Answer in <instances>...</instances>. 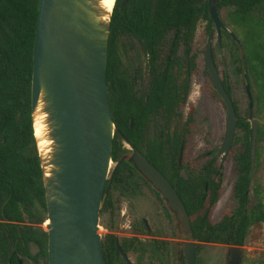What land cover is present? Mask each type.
<instances>
[{"label": "trees", "instance_id": "obj_1", "mask_svg": "<svg viewBox=\"0 0 264 264\" xmlns=\"http://www.w3.org/2000/svg\"><path fill=\"white\" fill-rule=\"evenodd\" d=\"M122 2L116 0L112 13L107 64L115 168L106 182L100 215L113 209L108 193L115 179L132 168L125 145L131 144L175 188L190 217V239L197 250L200 244L243 247L249 229L264 225V191L257 186L256 202L250 198L253 144L264 139L263 129L254 133L239 117L241 135L235 138L239 146L233 154L238 173L233 189L236 207L217 223L211 216L221 196L222 167L212 158L182 177L177 165L181 147L186 149L195 131L194 113L183 114L197 68L194 35L201 21L209 34L214 33L208 0H129L125 6ZM38 4L39 0H0V257L4 264L11 256L12 263L17 255L29 257V243L41 249L39 258L45 264L48 258V234L42 228L47 219L45 190L31 114ZM217 9L220 19L241 37L247 77L258 88V104L264 107V0H220ZM223 36L230 42L234 75L240 78L238 46L227 34ZM122 41L137 44L147 59L145 92L137 91L142 76L123 68ZM223 84L231 94L225 80ZM151 126L156 130L153 138L147 137ZM116 241L113 235L102 240L105 264L112 262ZM133 246V240L121 243L125 252Z\"/></svg>", "mask_w": 264, "mask_h": 264}, {"label": "water", "instance_id": "obj_2", "mask_svg": "<svg viewBox=\"0 0 264 264\" xmlns=\"http://www.w3.org/2000/svg\"><path fill=\"white\" fill-rule=\"evenodd\" d=\"M104 0H39L33 45L31 114L45 190L48 264H105L100 212L112 164L115 124L107 84L108 45L113 9ZM129 0H123L125 6ZM208 0V16L222 43V33L236 43L242 63L251 129L253 99L242 45ZM209 35L204 67L227 113L219 150L222 165L235 139L239 116L224 88ZM42 124L36 135L37 121ZM132 161L173 212L184 238L191 230L187 210L169 181L131 144ZM220 165V166H221ZM117 248L119 249L118 245ZM33 257L41 250L29 243ZM127 264L129 259L123 255ZM185 264H196V245L184 244ZM241 250L231 249L229 264H241Z\"/></svg>", "mask_w": 264, "mask_h": 264}, {"label": "rangeland", "instance_id": "obj_3", "mask_svg": "<svg viewBox=\"0 0 264 264\" xmlns=\"http://www.w3.org/2000/svg\"><path fill=\"white\" fill-rule=\"evenodd\" d=\"M221 21L223 22L222 19ZM223 23L226 25L225 22ZM228 29L233 32L231 27ZM213 30V53L219 73L231 88L232 99L238 108L240 118L248 119V100L244 81L242 77L239 78L234 75L233 61L228 51L230 42L222 35L221 47H218L215 27ZM209 35L207 24L203 21L199 22L193 41V52L197 55V68L192 78L188 101L183 110L184 117H187L191 112L195 114V131L188 140L181 160L182 168L185 169L182 171L184 176L187 175L188 169V171H197L202 164L212 158L216 159L217 165H221V158L218 153L226 132L227 113L204 68V53ZM237 38L241 40V37ZM119 56L126 71L132 75L138 72L142 76L137 91L145 92L149 80L148 62L139 46L122 41L119 47ZM249 83L253 99L251 130L255 133L257 128L261 127L264 132V107L258 104L259 92L256 85L253 84V80L250 79ZM240 135L241 132L237 130L235 138ZM153 136L154 130L150 127L147 137L153 138ZM238 144L234 139L230 153L220 166L223 170L222 191L212 212V223L219 222L228 211L236 207L233 189L238 173L233 154L239 146ZM126 148L129 149L127 145ZM251 159L250 198L255 203V188L259 186L264 191V139L253 144ZM113 168L114 163L111 164L110 173ZM132 180L133 184L127 185V188L113 190L112 198L117 205L118 212L114 217L108 213L100 216L99 234L102 240L108 234L128 239L140 231V241L143 248L152 252L145 256L142 254L129 255L133 264H141L140 261L142 264H160L159 254L153 253V248L154 251L159 250L158 246L160 248L166 246L163 254L165 263L181 264L177 253L184 248L183 243L195 242L191 241L190 235L185 241L182 240L176 229L177 223L174 220L170 223L168 214L152 191L136 175L133 176ZM142 221H145L152 231L149 237H147L146 227ZM42 228L45 231L44 224ZM149 241L154 242V245ZM198 247L197 264H228L230 251L236 248L218 244H200ZM239 249L241 250V264H264V225L252 226L248 231L245 245Z\"/></svg>", "mask_w": 264, "mask_h": 264}, {"label": "flooded vegetation", "instance_id": "obj_4", "mask_svg": "<svg viewBox=\"0 0 264 264\" xmlns=\"http://www.w3.org/2000/svg\"><path fill=\"white\" fill-rule=\"evenodd\" d=\"M210 35H213V33L212 34H210ZM222 35H223V33H222ZM221 35V36H222ZM213 37H214V35H213ZM216 37H217V33H216ZM213 41H214V39H213ZM217 42H218V38H217ZM218 44V43H217ZM212 46H213V42H212ZM218 47H221V46H218ZM213 58H214V53H213ZM214 61H215V58H214ZM215 64H216V62H215ZM217 66V65H216ZM205 68V67H204ZM217 69H218V67H217ZM206 70V69H205ZM218 71H219V69H218ZM208 74V73H207ZM220 74V73H219ZM209 76V75H208ZM221 76V75H220ZM210 78V77H209ZM243 78V77H242ZM221 79H222V83H223V80H225V79H223L222 77H221ZM211 81V80H210ZM226 81V80H225ZM227 82V81H226ZM212 83V82H211ZM224 85V84H223ZM227 85L229 86V84H228V82H227ZM230 87V86H229ZM225 88V87H224ZM191 89V88H190ZM215 89V88H214ZM231 89V88H230ZM226 90V89H225ZM216 91V90H215ZM228 93V92H227ZM217 94V93H216ZM229 94V93H228ZM230 95V97H231V99H232V91H231V94H229ZM217 97H218V95H217ZM219 98V97H218ZM220 100V99H219ZM248 100V99H247ZM232 101H233V99H232ZM220 102H221V100H220ZM222 103V102H221ZM233 103H234V101H233ZM235 104V103H234ZM222 105H223V103H222ZM236 105V104H235ZM234 105V106H235ZM224 106V105H223ZM225 108V107H224ZM236 108V107H235ZM248 108H249V103H248ZM247 112H248V109H247ZM240 117V116H239ZM240 119V118H239ZM245 121L247 120V119H244ZM194 121H195V114H194ZM152 128H153V130H154V136H156V130H155V127H153V126H151ZM153 136V137H154ZM125 145H127V144H125ZM129 150V149H128ZM139 151V150H138ZM141 152V151H140ZM183 152H184V149H183V147H181V149H180V153H179V157H178V160H177V165H178V167H180V176H182V177H186L187 175H188V170H187V175H183L182 174V171L183 170H185V169H183V168H181L182 167V165H181V160H182V156H183ZM142 153V152H141ZM143 154V153H142ZM144 155V154H143ZM145 156V155H144ZM128 157V159L130 160V165L132 166V168L131 169H125L124 171H123V173H121V174H119V176L117 177V179H115V182H114V184L112 185V187H111V189H110V192L108 193V197L111 199V203H112V205H113V209H109V210H107L105 213H108V214H110L111 216H113L114 217V215L118 212V209H117V205L115 204V202H114V200H113V198H112V194H113V190H115V189H121V190H123L124 188H127L128 186L127 185H132L133 184V180H132V178H133V176H137L142 182H144V185L146 186V187H148L151 191H152V193L155 195V197L158 199V201H159V203H161L162 204V207L164 208V210H165V212H166V214H168L167 216H168V218L170 219V223H171V221L172 220H174L177 224V227H176V229H177V231H178V234L180 235V237L182 238V240H186L187 238H188V236L190 235V233L187 235V237H186V239L184 238L185 236H184V233L181 231V228H180V226H179V223H178V221H177V219H176V216H175V214L173 213V212H171L169 209H168V207H167V204H166V202L161 198V196H160V193L157 191V190H155L154 189V187L142 176V174L136 169V167L134 166V163H133V161H132V152L130 151V154L127 156ZM146 157V156H145ZM148 160V159H147ZM149 161V160H148ZM113 163V162H112ZM153 165V164H152ZM154 166V165H153ZM155 167V166H154ZM114 168H115V165H114ZM156 168V167H155ZM157 169V168H156ZM158 170V169H157ZM159 171V170H158ZM165 178H166V176L161 172V171H159ZM110 176V175H109ZM167 179V178H166ZM168 180V179H167ZM169 181V180H168ZM169 183H170V181H169ZM171 184V183H170ZM173 187V186H172ZM174 188V187H173ZM175 189V188H174ZM176 191V190H175ZM177 193V192H176ZM106 195V198H107V194H105ZM179 196V195H178ZM180 198V197H179ZM106 200V199H105ZM182 201V200H181ZM105 203V202H104ZM104 206V205H103ZM103 208V207H102ZM101 216V215H100ZM143 222V225L146 227V233H147V237H149L150 236V234L152 233V231H151V229L148 227V225H147V223L145 222V221H142ZM108 235H112V234H108ZM113 236H116V235H113ZM117 237V241H116V251H115V255L113 256V258H112V262H111V264H127L126 263V261H125V259H124V257H123V255H125L128 259H129V261H130V263L131 264H133L132 263V261H131V259H130V257H129V255H138V254H142V256H145L146 254L148 255V253L150 252H152V251H146L144 248H143V245H142V242L140 241L141 239H140V231H137V234H135V236L134 237H132V238H128V239H126V238H123V237H118V236H116ZM124 240H133V243H134V246L132 247V249H130V250H128V251H124L122 248H121V243L124 241ZM154 240V239H153ZM150 243H152L153 245H154V242H152V241H149ZM185 243H188V242H185ZM185 243H183V244H185ZM163 244V243H162ZM164 244H166V243H164ZM117 245H118V247H119V249L117 248ZM196 245V244H195ZM184 246V245H183ZM28 247H29V245H28ZM34 247L35 248H38V247H36L35 245H34ZM152 247H154V246H152ZM159 250L158 251H154V248H153V253L154 252H156V253H158L159 254V259H160V264H167V263H165V261H164V256H163V254L165 253V250H166V246H163L162 248H160V246H158L157 247ZM40 249V248H39ZM41 250V249H40ZM155 250H157V249H155ZM28 253H29V257H26V256H22V255H17V256H15V260H14V263H12V256L10 257V258H8V261H7V264H44L45 263V260H42V259H40L39 258V255L41 254V252L37 255V256H35V257H33L32 255H31V253H30V250L28 251ZM197 246H196V261H197ZM177 255H178V260H179V262L181 263V264H185V257H184V248L183 249H181V250H179L178 251V253H177ZM104 258V257H103ZM163 260V261H162ZM2 261H3V259H2V257H0V264H4V263H2ZM231 261V251H230V260H229V262ZM141 262V264H142V261H140ZM229 262H228V264H229ZM47 264H48V258H47ZM197 264V263H196Z\"/></svg>", "mask_w": 264, "mask_h": 264}, {"label": "bare ground", "instance_id": "obj_5", "mask_svg": "<svg viewBox=\"0 0 264 264\" xmlns=\"http://www.w3.org/2000/svg\"><path fill=\"white\" fill-rule=\"evenodd\" d=\"M114 1H115V0H104L103 3H104V5L110 10V9L112 8L113 4H114ZM36 125H37V128H36V130H35L36 135H37V136H40V135H41V131H42V124H41V121L38 120L37 123H36ZM46 223H47V222H45V224H46Z\"/></svg>", "mask_w": 264, "mask_h": 264}]
</instances>
